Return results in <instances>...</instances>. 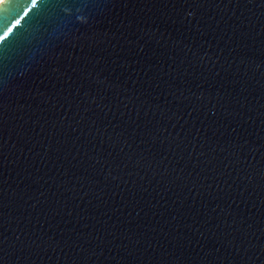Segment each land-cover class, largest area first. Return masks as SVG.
<instances>
[{
  "label": "water",
  "instance_id": "water-1",
  "mask_svg": "<svg viewBox=\"0 0 264 264\" xmlns=\"http://www.w3.org/2000/svg\"><path fill=\"white\" fill-rule=\"evenodd\" d=\"M0 10V264H264V0ZM189 13H192L189 15Z\"/></svg>",
  "mask_w": 264,
  "mask_h": 264
},
{
  "label": "snow or ice",
  "instance_id": "snow-or-ice-1",
  "mask_svg": "<svg viewBox=\"0 0 264 264\" xmlns=\"http://www.w3.org/2000/svg\"><path fill=\"white\" fill-rule=\"evenodd\" d=\"M45 0H30V8H25L23 10L24 16H27L31 9H35L38 6V3L43 4ZM11 3V0H0V10L9 11L11 13L10 9H5V5H8ZM193 3L199 5V0H193ZM192 13H189L191 15ZM22 19V17H21ZM21 19H14L11 22L10 26H5V30L2 31V34H0V41H5V39L9 36L10 33H12L13 29L21 23Z\"/></svg>",
  "mask_w": 264,
  "mask_h": 264
}]
</instances>
